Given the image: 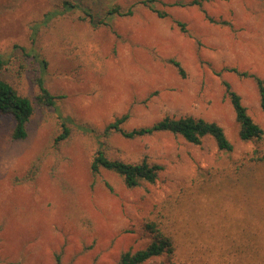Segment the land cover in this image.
Segmentation results:
<instances>
[{"label": "rangeland", "instance_id": "obj_1", "mask_svg": "<svg viewBox=\"0 0 264 264\" xmlns=\"http://www.w3.org/2000/svg\"><path fill=\"white\" fill-rule=\"evenodd\" d=\"M143 1L0 0V77L34 107L23 140L0 114V264H119L153 240L146 223L158 220L174 255L145 264H264V134L240 139L224 85L264 130L254 78L225 69L264 78V0H159L163 18ZM39 79L54 105L37 101ZM123 113L127 129L166 115L215 121L233 149L209 136L106 131ZM99 149L163 170L129 188L112 171L92 173Z\"/></svg>", "mask_w": 264, "mask_h": 264}, {"label": "trees", "instance_id": "obj_2", "mask_svg": "<svg viewBox=\"0 0 264 264\" xmlns=\"http://www.w3.org/2000/svg\"><path fill=\"white\" fill-rule=\"evenodd\" d=\"M157 1L159 0H144L143 2L151 9V11L156 13L158 17L163 18L169 16L170 14L166 10L156 7ZM204 1L206 0H188L187 2L178 0L170 4L162 3L167 6L178 5L202 7ZM114 12H118L116 8H113L109 13ZM206 18L213 23L227 24L226 21L215 20L208 14H206ZM176 24L182 32H187L186 24L184 22L176 20ZM169 61L177 68L179 74L182 77H185V71L180 62L176 60ZM3 64L4 62L0 60V67L3 66ZM225 69L237 72L241 76H250L254 78L259 94L260 107L264 112V78L249 72H240L235 68ZM224 85L233 107L235 118L239 124L238 135L240 139L244 141L260 139L264 134V130L259 124L254 122L248 113L247 107L243 104L241 96L232 89L227 81H224ZM38 86L39 93L36 96L37 101L47 105H54L55 99L58 96L49 92L44 86L42 79L38 80ZM33 110L34 107L31 99L27 96L21 95L11 84L0 77V114L12 116L13 129L11 132V138L13 140H23L26 138L27 124ZM128 118V113L116 116L106 125V131L117 132L127 139L148 136L157 132H169L181 136L187 142L192 144H200L205 136H209L215 141L219 150L231 151L233 149V145L227 138L223 127L215 121H209L202 117L191 115L175 117L166 115L150 125L134 127L132 129H127L124 126ZM67 132L68 130L64 128L61 137L66 135ZM90 169L93 174H97L101 169L112 171L122 178L127 187L133 188L143 182L150 184L155 183L159 173L163 170V166L158 163H150L147 160L128 162L117 158H111L105 153V151L99 149L92 157ZM211 181L209 180V182ZM209 182H205L206 184H202L200 187L202 189L212 188V186L208 184ZM162 225V222H159V220L148 221L146 223V228L153 234V240L145 247L136 251H124L120 256L119 264H145L147 261L155 257L163 255L172 257L176 248L175 239L171 232Z\"/></svg>", "mask_w": 264, "mask_h": 264}]
</instances>
